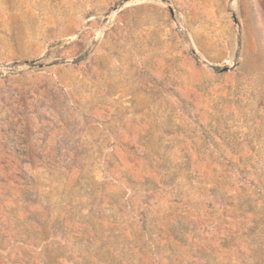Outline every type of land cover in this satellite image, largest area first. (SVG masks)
Wrapping results in <instances>:
<instances>
[{"label":"rangeland","instance_id":"obj_1","mask_svg":"<svg viewBox=\"0 0 264 264\" xmlns=\"http://www.w3.org/2000/svg\"><path fill=\"white\" fill-rule=\"evenodd\" d=\"M0 264H264V0H0Z\"/></svg>","mask_w":264,"mask_h":264}]
</instances>
